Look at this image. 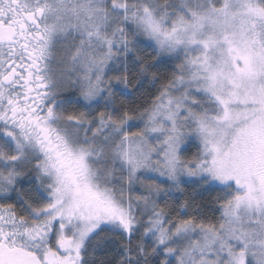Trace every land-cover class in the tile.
Instances as JSON below:
<instances>
[{
  "label": "snow or ice",
  "instance_id": "1",
  "mask_svg": "<svg viewBox=\"0 0 264 264\" xmlns=\"http://www.w3.org/2000/svg\"><path fill=\"white\" fill-rule=\"evenodd\" d=\"M0 264H264V0H0Z\"/></svg>",
  "mask_w": 264,
  "mask_h": 264
}]
</instances>
